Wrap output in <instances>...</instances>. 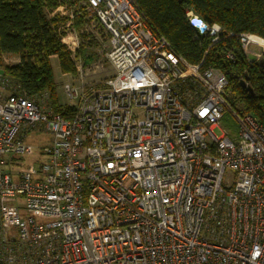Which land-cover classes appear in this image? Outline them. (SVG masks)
<instances>
[{"label": "built area", "instance_id": "1", "mask_svg": "<svg viewBox=\"0 0 264 264\" xmlns=\"http://www.w3.org/2000/svg\"><path fill=\"white\" fill-rule=\"evenodd\" d=\"M83 4L109 39L93 73L106 75L77 69L70 117L0 69V264H264V126L233 106L219 69L203 68L235 35L186 14L210 41L194 65L134 0ZM237 37L249 62L263 58V39ZM31 131L51 136L47 161L18 170Z\"/></svg>", "mask_w": 264, "mask_h": 264}, {"label": "trees", "instance_id": "2", "mask_svg": "<svg viewBox=\"0 0 264 264\" xmlns=\"http://www.w3.org/2000/svg\"><path fill=\"white\" fill-rule=\"evenodd\" d=\"M83 0H0V69L30 95L48 92L55 113L70 117L74 108L59 104L51 59L56 58L63 75L76 73L70 52L57 32L58 19L48 12L62 4ZM74 2V3H73ZM150 28L164 37L174 52L190 64L204 60L210 44L199 37L186 19L187 11L208 24L219 25L225 37L214 44L203 68L219 69L228 79L229 91L242 99L243 113L252 114L264 126V55L250 63L238 35L250 34L264 40V0H134ZM82 24L77 20V26ZM236 60L230 62L226 55ZM5 56H17L20 63L5 65ZM234 106V105H233Z\"/></svg>", "mask_w": 264, "mask_h": 264}, {"label": "rangeland", "instance_id": "3", "mask_svg": "<svg viewBox=\"0 0 264 264\" xmlns=\"http://www.w3.org/2000/svg\"><path fill=\"white\" fill-rule=\"evenodd\" d=\"M74 4V6L72 3H67L66 5L62 4L57 9L48 12L49 19L56 18L59 20L57 23V32L61 36L62 44L70 52L71 58L76 67V73L74 75H63L60 71L58 60L56 58H52L50 61L57 88L59 104L63 107L70 104V100L65 93L64 88L67 86H70L72 89L80 88L79 77H77L78 68L81 67L83 73L90 76L88 81H95L106 75H97L93 73L96 72L95 66L99 62H105V52L109 40L108 36L98 24L93 13L85 8L83 1ZM190 12L193 13L192 16H196V14L191 10L187 11L186 14ZM77 20H81L82 24L80 23V25L77 26ZM74 40L77 42V49L72 52L69 50L67 44ZM251 50L256 53L261 52V50L254 45L251 46ZM3 62L5 65L14 66L20 63V59L17 56H5L3 58ZM253 62L257 61L255 60ZM229 97L234 107L243 111L242 99L232 94L230 91ZM76 102L77 101H74V103ZM230 119H232L231 114H227L225 120L222 121V128L227 132L234 134L236 132V125L234 122H231ZM214 133L218 137L221 135L219 129H216ZM50 141L51 136L48 133L31 131L26 139L29 152L27 155L22 157L20 161V169L18 170H25L30 166H36L37 164L46 162L47 157L43 154V147L49 145ZM233 179L234 174L228 169L222 182V185L226 190H230L232 188Z\"/></svg>", "mask_w": 264, "mask_h": 264}, {"label": "water", "instance_id": "4", "mask_svg": "<svg viewBox=\"0 0 264 264\" xmlns=\"http://www.w3.org/2000/svg\"><path fill=\"white\" fill-rule=\"evenodd\" d=\"M180 3H182V0H179ZM193 23L198 24V21H193Z\"/></svg>", "mask_w": 264, "mask_h": 264}]
</instances>
